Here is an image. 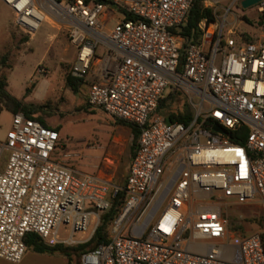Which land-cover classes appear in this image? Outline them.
Wrapping results in <instances>:
<instances>
[{
    "label": "built area",
    "instance_id": "obj_1",
    "mask_svg": "<svg viewBox=\"0 0 264 264\" xmlns=\"http://www.w3.org/2000/svg\"><path fill=\"white\" fill-rule=\"evenodd\" d=\"M1 1L26 35L46 17L64 27L75 49L72 76L85 78L100 48L107 80L88 84L86 102L134 126L138 138L120 187L56 161L59 133L12 114L0 142V157L8 153L0 171V259L19 262L27 233L50 246L91 235L123 191L109 240L78 264H264L261 234L233 231L223 212L228 198H257L264 210V37L222 38L223 24L202 19L199 42L185 40L173 30L194 0ZM254 6L264 16V0ZM110 12L120 18L106 28ZM170 92L186 96L187 124L166 119L176 101L156 112ZM243 135L241 144L231 142Z\"/></svg>",
    "mask_w": 264,
    "mask_h": 264
},
{
    "label": "rangeland",
    "instance_id": "obj_2",
    "mask_svg": "<svg viewBox=\"0 0 264 264\" xmlns=\"http://www.w3.org/2000/svg\"><path fill=\"white\" fill-rule=\"evenodd\" d=\"M203 5L210 7L214 19L223 24L222 38L231 36L234 39L240 37L254 41L264 37V16L256 12L255 6L243 8L241 0H203ZM119 18L120 14L110 12L105 21L106 28L112 27ZM229 29L234 33L228 35ZM199 39L198 34L195 42L198 43ZM98 53H101L100 48ZM3 56L7 57L4 64L1 62ZM74 59L75 49L69 44L67 31L62 25L46 17L33 35H26L15 25L12 11L0 0V75L6 76L7 91L16 98L23 97L22 100H28L26 103L37 107L35 116L43 120L46 127L55 129L60 126L59 146L70 154L65 159L67 165L83 172H93L102 151L96 144L91 147L88 142L103 139V134L92 123L98 121L108 126L110 122L120 121L109 118L108 122L101 114L91 110L85 99L89 78H83L76 93L67 87L65 77L71 74ZM220 59L221 54H218L217 64ZM180 97L186 102V96L181 94ZM11 120L12 113L2 107L0 142H4ZM201 141L204 143V138ZM61 148L55 150V156H61ZM125 152L120 158L121 168L128 163L131 150ZM7 158L8 153L3 151L0 171L4 169ZM233 202V199L228 198L223 207L233 231L239 234L258 232L261 236L264 235V210L258 199L245 204ZM91 235L89 230L84 234L78 233L74 236V243L63 245L72 247L87 241ZM110 236L109 232V238ZM77 263L78 259L71 261V264ZM0 264L69 263L61 254H39L26 249L19 262L0 259Z\"/></svg>",
    "mask_w": 264,
    "mask_h": 264
},
{
    "label": "trees",
    "instance_id": "obj_3",
    "mask_svg": "<svg viewBox=\"0 0 264 264\" xmlns=\"http://www.w3.org/2000/svg\"><path fill=\"white\" fill-rule=\"evenodd\" d=\"M214 18L215 17L213 10L210 7H205L203 5V0H194L188 11L186 21L184 22L183 25L179 27V29L173 30V32H175L176 34H181L182 36H184L185 40L189 41L193 39V41H196L199 34L198 23L202 19H206L207 21H214ZM241 40L248 42L253 41L249 38H242ZM6 58H7L6 56H3L1 58L2 64L5 63ZM8 67L11 68V66ZM82 81L83 78H78L72 76L71 74H68L65 77V84L74 93L78 91L80 85L82 84ZM6 87H7L6 76L0 75V109L4 107L12 114L21 112L26 117L37 120L42 125L45 126L44 121L38 119L35 116L37 107H35L32 104L26 103L25 101L19 98L14 97L7 91ZM174 100L177 102V109L175 113L171 112L168 114L166 118L167 121L169 122L176 121V122H181L183 124H187L192 117V111L188 106V104L184 100H182V98L180 97V93L178 92L168 93L166 98H164L163 101L160 103L156 112L161 113L162 108L170 105L171 103H173ZM122 123L126 124L124 122ZM129 126L133 130L134 140H137L138 138L137 129L132 125ZM243 139H244V135L235 136L232 137L231 142L241 144L243 142ZM124 199H125V193L123 191L118 192L114 197L111 198L110 208L107 211H104L100 214L99 223L87 241L76 244L72 247H68L63 244H56L50 246L44 243L43 240L37 234L27 233L23 238L26 248L32 250L33 252L41 253V254H51V255L61 254L68 259L69 264H71V261H73V259H78L79 262V258L82 253L89 251L100 244L106 243L109 240V232L112 226V222L116 217V215L118 214L120 207L124 202ZM261 240L264 249V235L261 236Z\"/></svg>",
    "mask_w": 264,
    "mask_h": 264
},
{
    "label": "crops",
    "instance_id": "obj_4",
    "mask_svg": "<svg viewBox=\"0 0 264 264\" xmlns=\"http://www.w3.org/2000/svg\"><path fill=\"white\" fill-rule=\"evenodd\" d=\"M97 56L98 58L93 62L91 69L88 75L86 76L87 78H89V83L94 81L104 82L107 80V77L105 75V70H106L104 63L105 58L102 55V51L101 53H98L97 51ZM88 84H87V90H88ZM87 90L85 93V99L87 95ZM22 98L23 97L19 99L22 100ZM23 101L28 102V100L26 101V99L25 100L23 99ZM91 110L93 112H96V114H101L106 119V121L110 122L109 118L112 117L109 116L107 113H105L103 110L92 107ZM92 126H94L95 129H99L101 134H103V139L101 140L95 139L92 142H88V144L91 145V147L94 144H96L97 147L100 148L102 151L99 158V163L95 165V170L93 172H83L67 165L65 163V159L69 158L70 154L69 152H66L64 148H61L59 146V140L57 142L56 150L58 148L59 149L61 148L63 151L61 156L60 155L55 156L53 154V158L79 175L96 176L104 181H107L111 184L121 187L124 185L126 181V177L129 171L130 161L134 154V150L137 144V140H134L133 138V130L129 125L123 124L122 122H114V123L110 122L107 126V124L105 123L95 121L92 123ZM55 129L59 133V137H60V133H61L60 126L56 127ZM129 149L131 150L129 161L128 163H125V166L123 168H121V166L119 165L120 158L122 154L123 153L125 154L126 153L125 151Z\"/></svg>",
    "mask_w": 264,
    "mask_h": 264
},
{
    "label": "water",
    "instance_id": "obj_5",
    "mask_svg": "<svg viewBox=\"0 0 264 264\" xmlns=\"http://www.w3.org/2000/svg\"><path fill=\"white\" fill-rule=\"evenodd\" d=\"M261 0H241V6L243 8H249L251 6H254L256 5L257 3H259ZM212 129L216 132H219V133H223V129L217 125V124H214L212 126Z\"/></svg>",
    "mask_w": 264,
    "mask_h": 264
}]
</instances>
